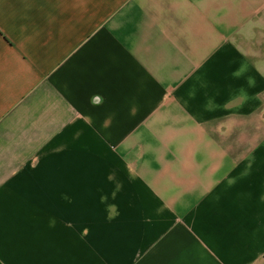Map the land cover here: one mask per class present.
Segmentation results:
<instances>
[{"label": "crops", "instance_id": "0c3cea01", "mask_svg": "<svg viewBox=\"0 0 264 264\" xmlns=\"http://www.w3.org/2000/svg\"><path fill=\"white\" fill-rule=\"evenodd\" d=\"M0 264H264V0H0Z\"/></svg>", "mask_w": 264, "mask_h": 264}]
</instances>
